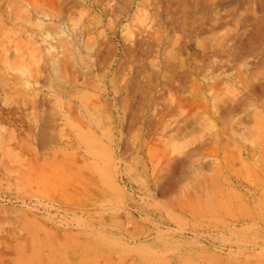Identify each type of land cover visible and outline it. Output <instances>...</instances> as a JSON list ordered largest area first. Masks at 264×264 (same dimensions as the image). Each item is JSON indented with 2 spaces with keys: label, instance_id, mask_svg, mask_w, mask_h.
Instances as JSON below:
<instances>
[{
  "label": "rangeland",
  "instance_id": "rangeland-1",
  "mask_svg": "<svg viewBox=\"0 0 264 264\" xmlns=\"http://www.w3.org/2000/svg\"><path fill=\"white\" fill-rule=\"evenodd\" d=\"M0 264H264V0H0Z\"/></svg>",
  "mask_w": 264,
  "mask_h": 264
},
{
  "label": "bare ground",
  "instance_id": "bare-ground-1",
  "mask_svg": "<svg viewBox=\"0 0 264 264\" xmlns=\"http://www.w3.org/2000/svg\"><path fill=\"white\" fill-rule=\"evenodd\" d=\"M155 40H157L156 39V37H155ZM132 41V40H131ZM158 42V41H157ZM175 41H173V43H174ZM179 43V42H178ZM134 46V43L132 42V47ZM129 61V60H128ZM133 62V61H132ZM160 62V61H159ZM163 62V61H162ZM129 63V62H128ZM152 63V65H153V71H155V72H157V73H159L160 74V69L158 70V66H157V64H154L153 62H151ZM131 64V66H132V64L133 63H130ZM148 65V64H147ZM126 66V65H125ZM127 67V66H126ZM149 67V66H148ZM150 68V67H149ZM136 69V68H135ZM120 70V69H119ZM125 70H127V69H125ZM150 70V69H149ZM123 71V70H122ZM122 71H121V73H122ZM116 72V71H115ZM118 73V72H117ZM151 73V72H150ZM212 73V72H211ZM107 74V73H106ZM136 74V73H135ZM140 74V73H139ZM152 74V73H151ZM154 74V73H153ZM162 74H163V72H162ZM116 75V74H115ZM134 75V68L133 67H129V69L124 73V76H125V83L124 84H127V82H128V80L132 77ZM205 75V74H204ZM207 75V74H206ZM117 76V75H116ZM114 77V76H113ZM122 77H123V73H122ZM205 77V76H204ZM207 77V76H206ZM115 78H117V77H115ZM210 78V77H209ZM208 78V79H209ZM213 78H215L214 76H213ZM169 79V78H168ZM205 79V78H204ZM120 80V79H119ZM123 80V79H122ZM161 80V79H160ZM161 81H163V82H165V83H168V81H167V77H166V75H162V80ZM211 82L213 81L212 80V78H211V80H210ZM216 81V80H215ZM244 81V79H242V81L240 80V82H243ZM206 82H207V80H206ZM205 82V83H206ZM195 83H198V81L197 82H195ZM201 84H202V82H200ZM200 83H198V84H200ZM245 83V82H244ZM116 84V83H115ZM198 84H195L194 85V88H193V90H194V95L195 96H198V95H200L199 93V90H200V88H198L197 87V85ZM209 84V83H208ZM246 84V83H245ZM244 84V85H245ZM212 85H213V83H212ZM247 85V84H246ZM158 86H160V85H158ZM206 86V85H205ZM214 86V85H213ZM127 87V86H126ZM207 87H208V85H207ZM211 87V86H210ZM164 88H165V86H162L161 87V89L159 88V90H158V92L160 93L161 91H164ZM167 88V87H166ZM214 88V87H213ZM245 88V87H244ZM246 88H248V85L246 86ZM156 89V88H155ZM211 89V88H210ZM152 91V90H151ZM201 91V90H200ZM242 93V92H241ZM201 94H202V92H201ZM161 95V94H160ZM200 97V96H199ZM182 98V97H181ZM242 98V97H241ZM155 99H157L156 97H155ZM198 99V98H197ZM174 100V99H173ZM172 100V101H173ZM177 100H180L179 98L177 99ZM182 100H183V98H182ZM181 100V101H182ZM157 101H159V100H157ZM236 102V101H235ZM174 103V102H173ZM156 106H154L155 108L152 110V115H154V112L158 109V106L159 105H157L156 103H154ZM168 104V103H167ZM170 104V103H169ZM153 107V106H152ZM167 107V106H166ZM168 107H169V105H168ZM216 107V106H215ZM156 115V114H155ZM152 117H154V116H152ZM254 150V149H253ZM252 151V150H251ZM255 151V150H254ZM250 152V151H249ZM252 153H253V151H252Z\"/></svg>",
  "mask_w": 264,
  "mask_h": 264
}]
</instances>
